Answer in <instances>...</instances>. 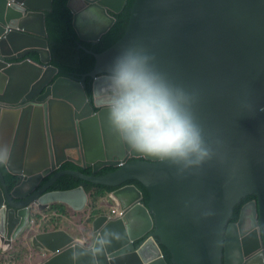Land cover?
<instances>
[{"label": "water", "instance_id": "obj_1", "mask_svg": "<svg viewBox=\"0 0 264 264\" xmlns=\"http://www.w3.org/2000/svg\"><path fill=\"white\" fill-rule=\"evenodd\" d=\"M126 3L68 0L79 39L98 42ZM52 7L53 0H0V146L10 151L9 163L0 166V235L12 240L35 231L34 213L54 202L82 210L91 182L119 186L109 194L119 211L97 207L89 244L65 229L34 232V245L50 253L40 264H92L86 249L105 228L121 239L98 264H169L162 244L174 264H230L233 251L240 254L236 264H264V0H135L117 42L100 52L80 44L96 58L83 75L60 74L52 62L46 26ZM147 36L162 68L200 92V117L222 132L237 157L234 177L212 166L179 175L120 143L108 126L94 89L120 47ZM67 161L92 173L63 168ZM108 166L115 169L98 174ZM64 174L81 184L52 189ZM133 179L149 190L148 205L136 185L120 186ZM248 195L256 196L258 219L244 231L243 218L230 219Z\"/></svg>", "mask_w": 264, "mask_h": 264}, {"label": "clouds", "instance_id": "obj_2", "mask_svg": "<svg viewBox=\"0 0 264 264\" xmlns=\"http://www.w3.org/2000/svg\"><path fill=\"white\" fill-rule=\"evenodd\" d=\"M100 79L93 97L120 143L170 164L179 175L208 166L218 167L230 178L237 175L238 160L229 141L198 113L200 92L162 68L153 37L122 45ZM9 158V149L0 146V166L7 165ZM204 215H212L211 210ZM120 239L121 234L111 229L97 232L86 249L92 264H98L97 258ZM80 246L73 250L74 259ZM42 255L47 259L50 253L43 249Z\"/></svg>", "mask_w": 264, "mask_h": 264}, {"label": "trees", "instance_id": "obj_3", "mask_svg": "<svg viewBox=\"0 0 264 264\" xmlns=\"http://www.w3.org/2000/svg\"><path fill=\"white\" fill-rule=\"evenodd\" d=\"M134 1L135 0H127L123 10L119 13H114L116 21L108 32H106L98 42L92 43L79 39L73 25V12L68 6V0H53L52 9L46 12V26L48 30V41L52 52V62L61 69L60 74L73 72L83 75L89 73L95 66L96 58L93 53H90L80 46V43L95 52H100L117 42L126 31ZM35 56L37 57V55ZM87 92L89 94L92 92L91 77H87ZM63 168L78 169L85 173H92L91 168L83 169L72 161L65 162ZM114 169L115 167L111 166L104 167L98 172V174H104L108 171H113ZM13 182L10 180L9 185L12 186ZM81 182L82 179L73 174H64L56 180L52 189H73L79 186ZM126 184L136 185L142 191L143 200L145 204L148 205L150 192L142 182L133 179L124 182L122 185ZM117 187L119 186H108L87 182L85 189L89 193L88 207L84 210H75L66 203L54 202L48 212L45 213L42 211L34 213L33 218L35 220V225H43V231L65 229L76 238L83 239L86 244H89L94 237L93 221L99 213L97 206H99L98 204L103 203V198L108 196ZM254 199H256L255 195L243 197L234 207L233 217L230 221H237L241 216L243 208L247 204L246 202ZM108 210H111L110 207ZM67 219L72 225H80L81 228L75 230L73 227H65L64 221ZM28 233H24L13 240L11 253L10 255H7L10 257L14 255L12 260L13 263L15 262L18 264L20 261L24 260L29 253L33 255L34 260H37V258L42 260L45 259L42 255L43 250L33 246ZM138 243L139 241H137V244ZM161 247L164 251V256L167 262L169 264H174L169 249L164 244H162Z\"/></svg>", "mask_w": 264, "mask_h": 264}, {"label": "rangeland", "instance_id": "obj_4", "mask_svg": "<svg viewBox=\"0 0 264 264\" xmlns=\"http://www.w3.org/2000/svg\"><path fill=\"white\" fill-rule=\"evenodd\" d=\"M103 200L106 201L105 203H107V205L104 203V205H103V209H102V210H106V211H108L109 206L112 204V200H111V198H110L109 195H108V196H105V197L103 198ZM88 206H89V200H88L87 205H86L82 210H84V209H85L86 207H88ZM107 208H108V209H107ZM100 209H101V208H100ZM64 225H65V227H67V228L73 227L75 230L81 228L80 225H72L68 219L64 221ZM42 226H43V225H41V226L38 225V226H36V230H35V231H32V232H29V233H28L29 236H30V239H31V237L33 236V233H34V232H36V231H43V230H42V228H43ZM33 242H34V241H33ZM10 253H11V247H10L7 251H5V252H0V255H1V261H0V264L2 263V260H6V261L9 262L10 264H16L15 262L13 263V261H12L13 258H14V255H13L12 257L7 256L8 254L10 255ZM42 261H43L42 259H38V258H37V260H34L33 255H32L31 253H29V254H27V256L25 257V259L22 260V261H20L18 264H40Z\"/></svg>", "mask_w": 264, "mask_h": 264}, {"label": "flooded vegetation", "instance_id": "obj_5", "mask_svg": "<svg viewBox=\"0 0 264 264\" xmlns=\"http://www.w3.org/2000/svg\"><path fill=\"white\" fill-rule=\"evenodd\" d=\"M83 41V40H82ZM81 44V43H80ZM83 45V44H82ZM83 46H85V45H83ZM85 47H87V46H85ZM88 48V47H87ZM85 49V48H84ZM88 49H90V48H88ZM88 51V50H87ZM135 157L134 156H132V158L130 157L129 158V160H133ZM121 186H123V185H121ZM253 201L254 200H251V201H249V202H246L247 204L246 205H249V206H246L245 205V207L243 208V211H242V213H241V216H240V218L237 220V221H231L232 223H236V222H238L240 219H244L243 220V223H242V226H241V229L242 230H244V231H246L249 227H251L252 225H253V223H254V221L256 220L257 221V219H258V217H256V212H255V210H256V208H257V204H256V202L255 203H253ZM106 205H107V203H105ZM99 206H100V208H101V210L103 209V205H104V203H101V204H98ZM119 209V208H118ZM119 211V210H118ZM257 215H258V213H257ZM256 218V219H255ZM151 236H149L145 241H148V239L150 238ZM156 239H157V241L159 242L160 241V239L158 238V237H156V236H154ZM135 244H137V243H135ZM140 243H138V245H139ZM237 258L238 257H236L234 260H233V263H237L236 261H237ZM246 264H254L253 262H251L249 259H247V262H246Z\"/></svg>", "mask_w": 264, "mask_h": 264}, {"label": "crops", "instance_id": "obj_6", "mask_svg": "<svg viewBox=\"0 0 264 264\" xmlns=\"http://www.w3.org/2000/svg\"><path fill=\"white\" fill-rule=\"evenodd\" d=\"M103 202V201H102ZM56 203V202H55ZM63 203V202H62ZM104 203V202H103ZM54 204V203H53ZM53 204H51L50 206H49V208H47V209H45V210H43L45 213L46 212H48L49 211V209H50V207L53 205ZM99 209H100V206H97ZM110 207V206H109ZM29 231H24L23 233H21V234H19V235H17V237L16 238H18L20 235H22V234H24V233H28ZM16 238H13L12 240H6L4 237H2L1 235H0V251L1 252H5V251H7L10 247H12V243H13V240H15ZM31 240V239H30ZM31 242H32V244H33V246H35L34 244L35 243H37L36 241H32L31 240ZM36 247V246H35ZM239 256H240V254H239V252L238 251H233V252H231V254H230V264H235V263H233V260L236 258V257H238L237 259H239ZM1 264H10L9 262H7L6 260H2V263Z\"/></svg>", "mask_w": 264, "mask_h": 264}, {"label": "built area", "instance_id": "obj_7", "mask_svg": "<svg viewBox=\"0 0 264 264\" xmlns=\"http://www.w3.org/2000/svg\"><path fill=\"white\" fill-rule=\"evenodd\" d=\"M123 163V162H122ZM121 163V164H122ZM104 203L106 202V201H104V200H102ZM119 208V206H117L113 201H112V204L110 205V212L111 213H113V214H116L117 212H118V209Z\"/></svg>", "mask_w": 264, "mask_h": 264}]
</instances>
